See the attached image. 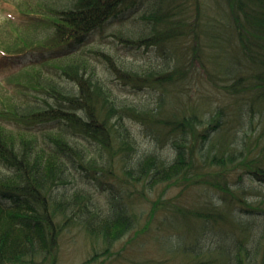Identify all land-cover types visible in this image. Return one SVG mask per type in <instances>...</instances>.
I'll return each mask as SVG.
<instances>
[{"label":"trees","instance_id":"obj_1","mask_svg":"<svg viewBox=\"0 0 264 264\" xmlns=\"http://www.w3.org/2000/svg\"><path fill=\"white\" fill-rule=\"evenodd\" d=\"M141 4L117 38L155 49L142 63L98 49L138 0L42 1L46 19L0 40L15 68L0 80V264H57L68 235L115 249L148 231L177 264H264V0Z\"/></svg>","mask_w":264,"mask_h":264},{"label":"rangeland","instance_id":"obj_2","mask_svg":"<svg viewBox=\"0 0 264 264\" xmlns=\"http://www.w3.org/2000/svg\"><path fill=\"white\" fill-rule=\"evenodd\" d=\"M48 2V0H0V40L5 42H11L14 35L23 34L26 32L32 23L40 21L41 18L46 19V16L39 13L41 2ZM144 2V1H143ZM140 5L136 8L125 9L121 13L119 21L115 19L105 32H103L102 44L100 48L106 53L114 56L118 64L122 65L121 57L128 59L125 61L127 64L131 61L142 63L149 58L155 56V49H146L144 47H136L131 42L122 41L117 38V26L119 29H124V34L127 35V25L120 26V21H126L137 19L140 14L145 10L146 5L141 4V0H138ZM29 16H24L25 14ZM127 27V28H126ZM42 27L41 29H43ZM40 29V30H41ZM22 32V33H21ZM121 33V32H120ZM9 38V39H8ZM100 39V35L97 34L92 38V42L95 44ZM130 44V45H129ZM89 46V45H88ZM139 48V49H138ZM26 60H22L25 64L34 56H24ZM93 65L98 71L100 77H105L107 80L114 82V76L111 71L108 70V65L103 63L97 58L91 57ZM20 62V59L16 63ZM22 63V62H21ZM24 66V65H23ZM15 68H0V80H4L6 75L13 72ZM119 94L121 97L129 99L130 102L138 103L140 100L153 101L157 98V93L153 89L145 88L138 92L119 87ZM141 124V123H140ZM140 124H134L135 130L138 132H146L144 127ZM142 143L148 146L150 143L149 137H144ZM178 193L177 189L170 191L169 196H174ZM102 202H106L108 196L106 194H100ZM149 205V206H148ZM143 205L146 207L145 211L150 210V204ZM134 233L132 234V236ZM128 235L125 238L118 241L115 245V249H98L99 245H96V249H93V243H89L82 235H77L73 240L71 236L65 237L62 241V249H58L57 264H177L178 259L175 261L171 259V254L167 252V249H160L157 245V234L155 231L145 232L144 235L138 236L130 241L131 237ZM94 250L96 253H94Z\"/></svg>","mask_w":264,"mask_h":264}]
</instances>
